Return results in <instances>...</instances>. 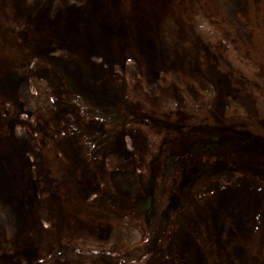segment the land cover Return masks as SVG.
Here are the masks:
<instances>
[{
  "label": "rangeland",
  "instance_id": "obj_1",
  "mask_svg": "<svg viewBox=\"0 0 264 264\" xmlns=\"http://www.w3.org/2000/svg\"><path fill=\"white\" fill-rule=\"evenodd\" d=\"M0 264H264V0H0Z\"/></svg>",
  "mask_w": 264,
  "mask_h": 264
},
{
  "label": "trees",
  "instance_id": "obj_2",
  "mask_svg": "<svg viewBox=\"0 0 264 264\" xmlns=\"http://www.w3.org/2000/svg\"><path fill=\"white\" fill-rule=\"evenodd\" d=\"M88 112L91 116L97 117L107 122H113L117 117V114H114L107 110H103L100 107L92 104L88 108ZM225 151L226 150L220 149L215 143H211L210 145L207 144L201 147H192L191 149L187 150L181 149L179 151H172L170 148H166L162 153H160L161 155H159L157 159L159 160L161 158L158 166L159 171H157V168L155 167V177L153 176V178L155 179L157 185L162 186V184H166L168 187H170L172 185L171 182L174 178V174L176 175V177H178L179 175L180 170L178 168H180V166H187V168H189L198 162L202 165L209 166H215L216 163L224 162L229 170H235L234 168L240 169L241 163L236 161L237 157H233L232 154L230 155ZM223 158L224 160L221 161ZM253 175L255 177H260L255 172L253 173ZM167 196L163 197V201H166V203H168ZM152 204L153 203L151 202V205ZM159 210L160 209H158V211ZM146 244L147 243L144 241L139 245H136L133 248H130L129 250L116 255L115 257L118 260L122 259L126 262H139L148 255V248Z\"/></svg>",
  "mask_w": 264,
  "mask_h": 264
}]
</instances>
